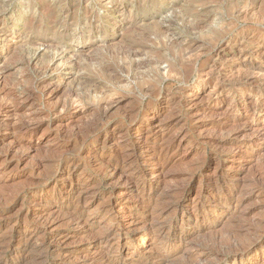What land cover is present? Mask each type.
Instances as JSON below:
<instances>
[{"label":"rangeland","instance_id":"rangeland-1","mask_svg":"<svg viewBox=\"0 0 264 264\" xmlns=\"http://www.w3.org/2000/svg\"><path fill=\"white\" fill-rule=\"evenodd\" d=\"M263 232L264 0H0V264H264Z\"/></svg>","mask_w":264,"mask_h":264},{"label":"bare ground","instance_id":"bare-ground-1","mask_svg":"<svg viewBox=\"0 0 264 264\" xmlns=\"http://www.w3.org/2000/svg\"><path fill=\"white\" fill-rule=\"evenodd\" d=\"M192 62H193V61H192ZM106 68H107V67H106ZM169 72H170V71H169ZM165 73H166V72H165ZM179 77H180V76H179ZM145 90H146V89H145ZM145 90H144V91H145ZM233 98H234V97H233ZM139 107H140V106H139ZM147 110H148V109H147ZM234 110H235V109H234ZM105 143H106V142H105ZM105 143H103V144H105ZM111 143H112V142H111ZM169 143H170V142H169ZM108 144H109V143H108ZM133 144H134V143H133ZM164 144H165V143H164ZM128 145H129V144H128ZM129 147H130V146H129ZM133 148H135V147H133ZM128 152H129V151H128ZM129 153H131V151H130ZM123 157H124V155H123ZM128 158H129V157H128ZM124 159H125V158H124ZM116 160H117V159H116ZM135 161H136V160H135ZM126 164H127V163H126ZM124 166H125V165H124ZM132 167H133V166H132ZM126 168H127V167H126ZM138 168H139V167H138ZM138 168H137V169H138ZM129 169H130V168H129ZM125 170H126V169H125ZM133 170H134V169H133ZM133 170L130 169V171H133ZM135 172H136V171H135ZM142 172H143V171H142ZM136 174H137V173H136ZM140 175H141V174H140ZM128 179H129V178H128ZM143 183H144V182H143ZM178 190H179V189H178ZM30 191H31V190H30ZM165 199H166V198H165ZM172 201H173V200H172ZM180 203H182V202H180ZM178 204H179V203H178ZM178 204H177V206H178ZM46 205H47V204H46ZM199 205H200V204H199ZM172 206H173V205H172ZM174 206H176V205H174ZM180 206H181V205H180ZM170 208H172V207H170ZM184 212H185V211H184ZM76 216H77V215H76ZM258 221H259V220H258ZM155 222H156V220H155ZM251 222H252V221H251ZM31 223H32V222H31ZM169 223H170V222H169ZM253 223H254V222H253ZM256 223H257V222H256ZM27 224H28V223H27ZM232 224H233V223H232ZM232 224H231V225H232ZM254 224H255V223H254ZM154 225H155V224H154ZM233 225H236V223L233 224ZM14 226H16V225H14ZM155 226H156V225H155ZM171 226H172V225H171ZM258 226H259V225H258ZM32 227H33V226H32ZM143 227H144V226H143ZM158 227H159V226H158ZM238 227H239V225H238ZM242 227H243V226H242ZM242 227H241V228H242ZM255 227H256V225H255ZM11 228H12V227H11ZM134 228H135V227H134ZM233 228H234V227H233ZM250 228H251V227H250ZM252 228H253V227H252ZM34 229H35V227H34ZM38 229H39V228H38ZM121 229H122V228H121ZM148 229H149V228H148ZM159 229H160V228H159ZM230 229H231V226H230ZM238 229H239V228H238ZM243 229H245V228H243ZM253 229H254V228H253ZM259 229H260V228H259ZM110 230H111V229H110ZM134 230H137V229H134ZM153 230H154V229H153ZM224 230H225V228H224ZM245 230H249V229H245ZM107 231L109 232V230H107ZM241 231H242V229H241ZM260 231H261V230H260ZM37 232H38V231H37ZM231 232H232V231L229 230V234H231ZM234 232H235V230H234ZM239 232H240V231H239ZM115 233H116V232H115ZM162 233H163V232H162ZM226 233H227V232H226ZM236 233H237V232H236ZM243 233H244V232H243ZM243 233H242V234H243ZM252 233H253L254 235H257L259 232H257V231H254V232H253V231H252ZM263 233H264V232H263ZM34 234H35V232H34ZM125 234H126V232H125ZM164 234H165V232H164ZM224 234H225V233L223 232V235H224ZM261 234H262V233H259V236H261ZM223 235H222V237H223ZM245 235H246V234H245ZM247 235H248V234H247ZM249 235H251V233H250ZM114 236H115V235H114ZM232 236H235V235H232ZM241 236H242V235H241ZM241 236H239V237H241ZM34 237H35V235H34ZM212 237H213V236H212ZM214 237H215V236H214ZM220 237H221V236H220ZM245 237H246V236H245ZM248 237H249V236H248ZM254 237H255V236H254ZM254 237H253V238H254ZM6 238H7V237H6ZM102 238H103V237H102ZM233 238H234V239H232L231 235L228 236V239L226 238V239H227V240H226L227 242L225 241V242H223V244H220V243H219V242H221V241H223V240H221V241H218V240H217L219 245H224V244L227 245L226 243L229 242V245L226 246V249L228 248L229 250L225 251L226 253L224 254L223 258H226V259H227L229 256H231V255H236V254H239V253L241 252V249H242L241 246H242V245H241V246H240L239 244L237 245L235 237H233ZM236 238H238L237 235H236ZM28 239H29V238H28ZM105 239H107V238H104V240H105ZM165 239H166V238H165ZM213 239H214V238H213ZM218 239H219V238H218ZM239 239H241V238H239ZM29 240H30V239H29ZM32 240H33V239H32ZM224 240H225V239H224ZM237 240H238V239H237ZM245 240H246V239H244V241H245ZM249 240H251V239L249 238ZM8 241H9V240H8ZM163 241H165V240H163ZM213 241H214V243H216V242H215L216 240H213ZM213 241H212V242H213ZM252 241H253V240H252ZM0 242H1V241H0ZM3 242H4V241H3ZM40 242H41V241H40ZM109 242H110V241H109ZM167 242H168V241H167ZM241 242H242V240H241ZM54 243H55V242H54ZM110 243H111V242H110ZM110 243H109V244H110ZM243 243L246 245V242H243ZM243 243H242V244H243ZM248 243H249V242H248ZM248 243H247V245H248ZM211 244H212V243H211ZM247 245H246V246H247ZM30 246H31V245H30ZM174 246H175V245H174ZM248 246H249V245H248ZM26 247H27V248L29 247L28 244L26 245ZM164 247H165V244H164ZM175 247H176V246H175ZM175 247H171V248L169 247V248H168V247L166 246V249H164V254L161 255V258H159V257H158V259L156 258L157 261H156L154 264H164V262L167 261V253H168L167 251H172V250H173V252H174ZM177 247H179V246H177ZM3 248H5V247H3ZM3 248H2V249H3ZM30 248H31V247H30ZM49 248H50V247H49ZM108 248H109V247H108ZM206 248H207V247H206ZM216 248H217V246H216ZM219 248H223V247H219ZM219 248H218V249H219ZM6 249H7V247H6ZM6 249H5V250H6ZM39 249H40V248H39ZM46 249H47V247H46ZM56 249H57V248H56ZM106 249H107V248H106ZM112 249H113V248H112ZM177 249H178V248H177ZM203 249H204V248H203ZM259 249H260V248H259ZM100 250H101V249H100ZM198 250H199V249H198ZM215 250H216V249H215ZM221 250H222V249H221ZM243 250H244V248H243ZM247 250H248V249H247ZM255 250H256V249H255ZM2 251H3V250H2ZM98 251H99V250H98ZM102 251H104V250H102ZM202 251H203V250H202ZM248 251H249V250H248ZM24 252H25V251H24ZM41 252H42V251H41ZM166 252H167V253H166ZM215 252H216V251H215ZM36 253H37V251H36ZM58 253H59V252H58ZM101 253H102V252H101ZM105 253H106V252H105ZM105 253H104V254H101L102 256H101L99 259H97V258L95 257V258L97 259L96 261L99 262V264H121V263H120L121 261L117 260V258H116V259H115V258L113 259L112 257H110L109 254L107 255V254H105ZM157 253H159V252H157ZM195 253H196V252H195ZM197 253H198V252H197ZM201 253H203V254L206 256V255H209V254L213 253V251L206 250V251L200 252V254H201ZM216 253H217V252H216ZM38 254H39V253H38ZM48 254H49V253H48ZM198 254H199V253H198ZM29 255H30V254H29ZM49 255H50V254H49ZM98 255H99V254H98ZM218 255H219V254H218ZM241 255H242V254H241ZM246 255H247V254H246ZM33 256H34V255H33ZM44 256H45V255L41 253V254H39V260H38V261H36V260H34V259H33V260L36 261V264H44ZM47 256H48V255H47ZM177 256H178V255H177ZM177 256H176V257H177ZM28 257H29V256H28ZM34 257H35V256H34ZM142 257H143V256H142ZM184 257H185V256H184ZM215 257H216V259H217V262H218V260H221L220 257H219V258H218L217 256H215ZM31 258H32V257H31ZM95 258H94V259H95ZM203 258H204V257H203ZM209 258H210V257H209ZM211 258H212V256H211ZM223 258H222V259H223ZM29 259H30V258H29ZM144 259H145V258H144ZM170 259H171V258H170ZM205 259H206V258H205ZM205 259H203V260H205ZM207 259H208V258H207ZM33 260H32V261H33ZM146 260H147V259H146ZM176 260H177V259H176ZM4 261H5V260H4ZM4 261H3V262H4ZM32 261H31V263H35V262H32ZM134 261H135V260H134ZM152 261H154V260H152ZM180 261H181V260H180ZM193 261H195V260H193ZM200 261H201V260H200ZM212 261H214V260H212ZM215 261H216V260H215ZM244 261H245V260H244ZM244 261H243V262H244ZM125 262H126V261H125ZM142 262H143V261H142ZM142 262H140V261L137 262V261H136V263H132V262H130V263H127V264H144V263H145V262H144V263H142ZM195 262H196V261H195ZM204 262H205V261H204ZM206 262H207V261H206ZM90 263H91V262H90ZM173 263H174V262H173ZM202 263H203V262H202ZM213 263H214V262H213ZM218 263H219V262H218ZM232 263H233V262H232ZM245 263H246V262H245ZM3 264H4V263H3ZM5 264H6V263H5ZM45 264H46V263H45ZM97 264H98V263H97ZM122 264H123V263H122ZM152 264H153V263H152ZM187 264H188V262H187Z\"/></svg>","mask_w":264,"mask_h":264}]
</instances>
